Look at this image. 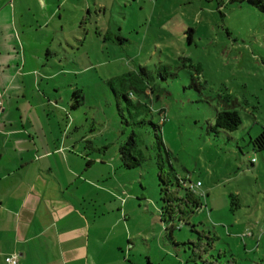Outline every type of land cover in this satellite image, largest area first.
Listing matches in <instances>:
<instances>
[{"label":"rangeland","instance_id":"rangeland-1","mask_svg":"<svg viewBox=\"0 0 264 264\" xmlns=\"http://www.w3.org/2000/svg\"><path fill=\"white\" fill-rule=\"evenodd\" d=\"M66 7L59 37L80 73L57 81L65 105L75 89L82 95L68 134L92 141L80 145L94 158L89 176L107 170L105 183L127 200L120 214L134 245L124 240L126 264H264V146L257 144L264 10L247 0H68ZM62 63L66 71L72 64ZM127 72L149 88H130L132 102L146 107L112 91L109 82L120 88L116 76ZM222 108L238 112L237 129L213 128ZM132 132L142 159L126 169L119 147ZM187 188L201 204L182 220L169 209Z\"/></svg>","mask_w":264,"mask_h":264},{"label":"crops","instance_id":"crops-1","mask_svg":"<svg viewBox=\"0 0 264 264\" xmlns=\"http://www.w3.org/2000/svg\"><path fill=\"white\" fill-rule=\"evenodd\" d=\"M66 1L0 0V264L11 254L17 264H126L124 240L134 245L127 200L107 170L89 176L94 158L80 145L92 141L68 134L76 107L57 80L80 67L59 37Z\"/></svg>","mask_w":264,"mask_h":264},{"label":"trees","instance_id":"trees-1","mask_svg":"<svg viewBox=\"0 0 264 264\" xmlns=\"http://www.w3.org/2000/svg\"><path fill=\"white\" fill-rule=\"evenodd\" d=\"M230 1H243V0H230ZM249 3L258 5L261 9L264 10V2L263 0H247ZM189 39V38H188ZM141 70H143V67H140ZM144 79L140 77L139 75L133 74V72H127L125 74L116 76V81H118V84L120 85V88H115L113 86V82L110 81L111 89L114 92V94L117 97H122L127 103L131 104L135 107H146L145 104L141 102L134 103L130 99L131 89H135V91L139 92H145L147 89V85H145ZM128 89H126L127 87ZM71 98L74 99L72 103V107H76L81 103L82 95L80 94V90L77 89L72 92ZM229 98V97H226ZM143 121H138V123H141ZM152 122V121H150ZM241 120L238 112L235 109H228V108H222L221 110H218L215 115L214 119V125L213 128L215 130L222 129L227 131H233L238 128L240 125ZM152 124V123H151ZM153 126L155 128V131L159 130V126L157 124L153 123ZM156 137L158 141L162 144L161 136L156 133ZM137 144V140L135 138V133L132 132L130 136L128 137V140L126 143L122 144L119 147V156L121 160L122 167L128 169L135 167L140 164L142 156L135 155L133 153L135 147ZM257 144L258 146L262 147L264 146V133L260 135L257 138ZM179 185V183H177ZM186 190V189H185ZM186 195L184 198H176L177 201V209L174 211L173 208L169 209V214L173 212H177L180 219L184 220L189 214H191L200 204V197L194 196V193L189 191L188 188L186 190ZM167 201V200H166Z\"/></svg>","mask_w":264,"mask_h":264},{"label":"built area","instance_id":"built-area-1","mask_svg":"<svg viewBox=\"0 0 264 264\" xmlns=\"http://www.w3.org/2000/svg\"><path fill=\"white\" fill-rule=\"evenodd\" d=\"M1 102H2V98H1V92H0V105H1ZM200 185H201V182L196 181V183L193 187L200 186ZM4 259H5V262L7 264H17V262H18V258L15 254L6 255Z\"/></svg>","mask_w":264,"mask_h":264}]
</instances>
